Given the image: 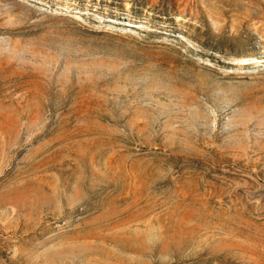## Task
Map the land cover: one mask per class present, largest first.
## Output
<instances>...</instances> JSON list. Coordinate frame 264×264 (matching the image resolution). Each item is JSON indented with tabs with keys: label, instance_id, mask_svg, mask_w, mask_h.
Returning <instances> with one entry per match:
<instances>
[{
	"label": "rangeland",
	"instance_id": "374dc122",
	"mask_svg": "<svg viewBox=\"0 0 264 264\" xmlns=\"http://www.w3.org/2000/svg\"><path fill=\"white\" fill-rule=\"evenodd\" d=\"M0 264H264V0H0Z\"/></svg>",
	"mask_w": 264,
	"mask_h": 264
},
{
	"label": "bare ground",
	"instance_id": "6f19581e",
	"mask_svg": "<svg viewBox=\"0 0 264 264\" xmlns=\"http://www.w3.org/2000/svg\"><path fill=\"white\" fill-rule=\"evenodd\" d=\"M256 62L254 61V62H252L251 64H255Z\"/></svg>",
	"mask_w": 264,
	"mask_h": 264
}]
</instances>
